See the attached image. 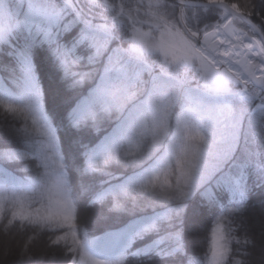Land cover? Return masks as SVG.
Returning a JSON list of instances; mask_svg holds the SVG:
<instances>
[{
    "label": "snow or ice",
    "instance_id": "6c2138e0",
    "mask_svg": "<svg viewBox=\"0 0 264 264\" xmlns=\"http://www.w3.org/2000/svg\"><path fill=\"white\" fill-rule=\"evenodd\" d=\"M257 190L264 0H0V229L26 234L13 264H264Z\"/></svg>",
    "mask_w": 264,
    "mask_h": 264
},
{
    "label": "trees",
    "instance_id": "16d2710c",
    "mask_svg": "<svg viewBox=\"0 0 264 264\" xmlns=\"http://www.w3.org/2000/svg\"><path fill=\"white\" fill-rule=\"evenodd\" d=\"M116 3H120V0H115ZM232 3H237L238 5H244L249 2V0H230ZM258 3L259 0H256ZM264 198V192H260L259 190L255 191L252 195V201L256 205V207L249 209L248 217L250 224L252 225V231L259 234L261 228V220L264 218V209H262L259 205V201ZM213 222L205 219L203 220L197 232V236H193V233L189 234L188 237V246L190 251L196 252L198 255H203L206 252H210L211 249V237H212V229ZM96 235H103V233H96ZM243 233H241V236ZM26 242V234L22 230L13 229L11 235H7L3 233L2 229H0V260L3 258H12L14 261L17 259V254L20 251V246ZM11 249V254L5 256L3 253L6 249ZM33 251H39V245L33 246ZM258 255V250L257 253ZM1 262V261H0Z\"/></svg>",
    "mask_w": 264,
    "mask_h": 264
},
{
    "label": "bare ground",
    "instance_id": "6f19581e",
    "mask_svg": "<svg viewBox=\"0 0 264 264\" xmlns=\"http://www.w3.org/2000/svg\"><path fill=\"white\" fill-rule=\"evenodd\" d=\"M0 264H13L14 260L10 257L8 258H3L2 260H0Z\"/></svg>",
    "mask_w": 264,
    "mask_h": 264
},
{
    "label": "rangeland",
    "instance_id": "374dc122",
    "mask_svg": "<svg viewBox=\"0 0 264 264\" xmlns=\"http://www.w3.org/2000/svg\"><path fill=\"white\" fill-rule=\"evenodd\" d=\"M197 232H199V230H197L195 233H193V236H197L198 235ZM212 243H213V238L211 237V245H212ZM3 254L5 255V252Z\"/></svg>",
    "mask_w": 264,
    "mask_h": 264
}]
</instances>
